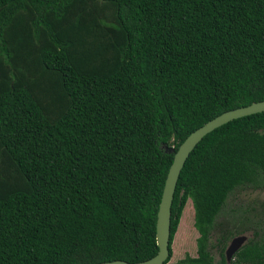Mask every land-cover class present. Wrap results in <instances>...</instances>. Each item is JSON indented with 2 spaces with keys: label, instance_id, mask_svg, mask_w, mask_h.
<instances>
[{
  "label": "trees",
  "instance_id": "obj_1",
  "mask_svg": "<svg viewBox=\"0 0 264 264\" xmlns=\"http://www.w3.org/2000/svg\"><path fill=\"white\" fill-rule=\"evenodd\" d=\"M262 99L264 0H0V264L151 257L173 154L161 145ZM245 186L264 189V112L188 153L163 264H225L238 225L219 232V262L207 238ZM188 200L195 256L169 263ZM257 226L229 264H264Z\"/></svg>",
  "mask_w": 264,
  "mask_h": 264
},
{
  "label": "rangeland",
  "instance_id": "obj_2",
  "mask_svg": "<svg viewBox=\"0 0 264 264\" xmlns=\"http://www.w3.org/2000/svg\"><path fill=\"white\" fill-rule=\"evenodd\" d=\"M264 223V189L245 186L234 189L226 198L225 203L215 218V227L207 238V250L214 263L219 262L220 247L216 244L221 230H228L237 224L235 233L230 232L227 242L231 237L245 235L246 239L255 237L259 228ZM255 232V233H254ZM198 232L193 226V208L188 200L181 212L176 231L171 240V255L168 262L173 263L185 255L195 256V240ZM225 264H229L225 263Z\"/></svg>",
  "mask_w": 264,
  "mask_h": 264
},
{
  "label": "water",
  "instance_id": "obj_3",
  "mask_svg": "<svg viewBox=\"0 0 264 264\" xmlns=\"http://www.w3.org/2000/svg\"><path fill=\"white\" fill-rule=\"evenodd\" d=\"M264 112V99L251 102L244 106H239L233 109H229L221 112L215 117L207 120L201 126L191 131L174 150L172 146H166L162 144L166 152H172V160L167 168L165 178L163 181L156 215H155V245L157 250L151 257L136 261L127 262L122 259H113L108 261H102L97 264H163L167 259L168 243H169V224H170V205L172 201L173 191L175 183L179 174V171L188 155L193 149L195 144L208 132L216 127L242 116ZM246 239L245 235H237L231 237L227 247L224 250L225 262L228 263L232 254L240 247V245Z\"/></svg>",
  "mask_w": 264,
  "mask_h": 264
},
{
  "label": "flooded vegetation",
  "instance_id": "obj_4",
  "mask_svg": "<svg viewBox=\"0 0 264 264\" xmlns=\"http://www.w3.org/2000/svg\"><path fill=\"white\" fill-rule=\"evenodd\" d=\"M230 240H231V239H230ZM230 240H229V241H230ZM229 241H228V243H229ZM244 241H246V239H245ZM228 243L226 244L225 248L227 247ZM225 248H224V250H225ZM223 253H224V251H223ZM233 254H234V253H233ZM233 254H232V255H233Z\"/></svg>",
  "mask_w": 264,
  "mask_h": 264
}]
</instances>
